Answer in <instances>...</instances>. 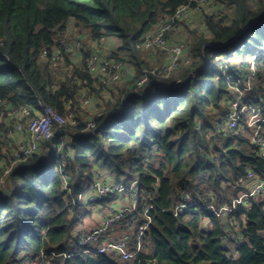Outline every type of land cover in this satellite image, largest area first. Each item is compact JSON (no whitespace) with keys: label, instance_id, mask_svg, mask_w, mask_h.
<instances>
[{"label":"trees","instance_id":"16d2710c","mask_svg":"<svg viewBox=\"0 0 264 264\" xmlns=\"http://www.w3.org/2000/svg\"><path fill=\"white\" fill-rule=\"evenodd\" d=\"M189 1L0 0V98L15 105H36L41 99L77 120L65 141L54 142L69 156L57 161L55 147L54 154L43 148L15 166L11 189L0 191V264L37 258L46 250L69 251L66 243L82 217L79 196L86 184L115 176L132 181L136 171L139 211L149 208L141 219L150 223L136 257L62 255L55 258L58 264H264V201L255 199L251 207L240 201L255 182L243 181L249 171L264 178L263 150L252 138L257 130L264 133V0H208L211 7L223 5L233 14L210 11L207 4L203 26L186 25L191 63L166 76V53L154 60L142 43L162 17ZM71 20L91 40L114 39L111 56L132 66L134 75L122 85L96 90L84 61L71 67L70 53L52 67L42 50L49 47L53 53L51 47ZM154 68L157 74L137 87L143 71ZM250 73L255 82H249ZM86 86L98 91L103 102L101 114L88 119L80 94ZM248 87L253 94L244 97L259 105L262 115L255 126L246 115L243 129L215 126L214 112L223 109L235 89ZM91 119L93 128L87 124ZM65 173L71 176L68 190ZM185 193L202 205L213 198L215 211L200 206L177 213ZM113 200L100 204L109 208ZM222 206L248 239L236 257L223 244Z\"/></svg>","mask_w":264,"mask_h":264},{"label":"built area","instance_id":"2783aa9c","mask_svg":"<svg viewBox=\"0 0 264 264\" xmlns=\"http://www.w3.org/2000/svg\"><path fill=\"white\" fill-rule=\"evenodd\" d=\"M207 4L208 0H190L188 3L182 4L173 14L162 17L156 32L149 35L142 43V47L149 52L150 58L156 57L161 51L166 53L164 61L166 76H171L181 66L188 65L192 61L187 40L176 39L172 33L178 27L193 26L196 13L202 12ZM78 30L80 33L77 34ZM70 32L74 34L72 39L66 37L67 33ZM61 33L57 38L58 44L51 47L53 49L52 54H50L49 47L42 50V56L50 60L52 67L58 68L59 64L62 63L63 53H70L72 58L71 67L84 61L86 71L96 79V88H109L111 85H118L127 76L134 75L135 71L132 66L122 59L111 56V50L114 46H106L107 38L89 39L83 30L75 26L72 20ZM76 34L77 37L75 38ZM208 46L207 44L204 45V47ZM157 70V68L145 69L136 81V86L140 88L145 86L150 76L157 74ZM222 73L226 75V71ZM247 77L248 79H254L255 75L250 73L247 74ZM74 80L79 82L76 76ZM180 81L178 79L177 83ZM85 89L90 90L91 88L86 86ZM236 93V95L239 94ZM86 94L88 93L86 92ZM104 95L107 100L110 98V93L105 91ZM236 95L231 98V107L221 115L223 125L234 131L243 126V117L250 111L253 112V115L248 119L249 125H252L253 122L251 121L256 124L260 120H254L260 110L248 102L247 98ZM94 97L93 94L86 96L82 101V105L91 108L95 102ZM76 124L77 120L73 114H62L41 99L38 100L36 105H15L9 100L0 98V191L11 189V186L8 187L10 185L9 178L14 167L27 161L43 148L49 147L54 154L55 147L57 161L69 156L70 152L65 151L60 145H55L54 142L65 141L70 133L71 126ZM87 124L90 128L95 127L94 120L88 121ZM256 132L253 139L261 145L264 155V133L258 130ZM6 139L9 141H6ZM250 179L258 182L251 191L242 192L240 198V201H243L248 207L252 206L253 200L264 196V178L258 177L254 171H249L247 178L243 181ZM70 180L71 176L65 173L63 175V185L67 190ZM139 180L138 177L132 181H128L126 177L95 179L90 184L88 200H86L85 194L82 193L79 196L80 202L87 205V203L98 204L108 199H114L109 208L100 207L97 210V226L86 231H76L74 229L72 237L66 243L69 251L57 253L46 250L37 258L24 259L14 264H58L55 258L62 255L72 257L105 254L116 261H129L136 257L141 250L143 238L146 236L145 233L149 230L150 224L148 221L144 222L141 219L144 215H148L149 208L144 205L143 211H139L141 205ZM155 194L156 190L153 191L152 196ZM184 195L183 200L177 204L175 209L177 213L195 212L200 206L215 211L213 198L207 197L202 205L200 199H194L192 194L185 193ZM106 210L111 211V213L105 214ZM229 213V208L226 206L221 207L220 214L223 217H228ZM230 218L233 219V217ZM117 225L133 230L134 236H138V241H131L129 235L122 236L115 229Z\"/></svg>","mask_w":264,"mask_h":264},{"label":"rangeland","instance_id":"374dc122","mask_svg":"<svg viewBox=\"0 0 264 264\" xmlns=\"http://www.w3.org/2000/svg\"><path fill=\"white\" fill-rule=\"evenodd\" d=\"M251 1H256V0H251ZM212 6V5H211ZM210 6V4H208V7H206V9H208V8H210V11H214V12H216V13H220L221 11H224V12H226L228 15H232L233 14V10H228L227 8H224L223 7V5H219V6H214V7H211ZM202 12H200V13H196V17H195V22H194V24H196L197 26H203V22H202ZM158 29V25L156 26V28L155 29H153V31H152V34H154L155 32H156V30ZM181 31H179V30H177L176 29V32L174 31L173 33H172V35L173 36H176L175 38L176 39H186L187 40V42H188V39L190 38V36L191 35H189V33H188V29H187V26H183V27H181V29H180ZM78 33H80L79 32V30H78V32H77V34ZM77 34L75 35V38L77 37ZM87 35V34H86ZM74 36V34L73 33H67V35H66V37L67 38H70V39H72V38H74L73 37ZM72 41V40H71ZM116 41L114 40V39H108V40H106V46L108 45V46H116ZM114 48V47H113ZM146 53H148V55H149V52L147 51ZM157 55H159V53L157 54ZM156 55V56H157ZM156 59V58H155ZM154 59V60H155ZM240 58H235V60H239ZM164 63V62H163ZM255 82L256 81V78H254V79H250L249 80V82ZM122 82L124 83V81L122 80ZM122 82H120V85H122L123 83ZM122 83V84H121ZM119 85V84H118ZM114 85H111V87H113ZM249 89H250V87H248L247 88V90H236L235 89V92H234V94H233V96H235L237 93L236 92H238L239 94L238 95H242L243 97L245 96V95H247V93L248 94H250L251 92L249 91ZM86 91H83L82 90V92L80 93L81 94V98H82V101L85 99V97L86 96H91L92 94L95 96L94 97V105H92L91 106V108H87V109H82L83 110V112H84V114H85V117L88 119V118H91V117H93V116H96L97 114L98 115H100L101 114V110L103 109L102 108V105H103V102L101 101V98L100 97H97V96H99V94H98V91H93L92 89H85ZM96 90H100V89H98V88H96ZM86 92L88 93V94H86ZM106 93H109L108 91L106 92ZM251 94H253V92L251 93ZM238 95H236V96H238ZM234 98V97H233ZM260 98V97H259ZM93 104V103H92ZM229 107H231V99L230 100H228V101H225V103H224V105H223V109H221V110H219V111H217V112H214V117L213 118H211V120H213V122H214V124H215V126H217V127H219V128H222L223 130H227V131H229V129H228V127L226 126V125H223V122L221 121V115H222V113H224ZM257 107V106H256ZM258 107H259V105H258ZM257 107V109H259L260 110V107L258 108ZM253 115V112H251V113H246V116H247V118L249 119L251 116ZM261 112H259L258 114H257V116H256V118L254 119V120H256V119H260L261 118ZM92 120V119H91ZM251 122H253L252 123V125L251 126H255V122L254 121H251ZM224 126H225V128H224ZM253 126V127H254ZM92 128V127H91ZM244 128V125L243 126H241L240 128H239V130L240 129H243ZM257 133V132H256ZM252 138H255L254 137V133H253V135H252ZM134 176H139V172L138 171H136L135 173H134ZM112 178H116V176L115 177H112ZM101 179H105V178H101ZM107 179V178H106ZM109 179V178H108ZM86 191L84 192V194H85V198H86V200H88V194H89V189H90V184H86ZM100 207H102V208H104L103 207V205H101L100 203H98V204H93V203H87V205H84V209H82V217L79 219V221H77V224H76V226H75V230L76 231H86V230H92L93 228H95L96 226H97V221H98V209L100 208ZM107 213H111V211H109V210H106L105 211V214H107ZM224 222H225V225H226V227L228 228V229H226V231H228L229 233H230V235H231V239H234V238H232V234H236V236H237V240H235L234 242H236L237 241V244L239 245L244 239H241L242 237H243V232L241 233V231H243V229H242V227L240 226V225H238V227H235V221L232 219V218H228V217H225L224 216ZM209 225V224H208ZM115 229L118 231V232H120V234L122 235V236H127V235H129L130 236V240L131 241H134L135 240V236H134V233H133V230H130L129 228H122V226L121 225H117L116 227H115ZM237 230V231H236ZM238 237H240V239H238ZM234 245H236L235 243H230L229 242V244H228V246L230 247V248H228V250H229V255L230 256H234V257H236L237 256V252H236V250H235V248H234ZM138 246V245H137ZM137 246H135V247H137Z\"/></svg>","mask_w":264,"mask_h":264},{"label":"crops","instance_id":"0c3cea01","mask_svg":"<svg viewBox=\"0 0 264 264\" xmlns=\"http://www.w3.org/2000/svg\"><path fill=\"white\" fill-rule=\"evenodd\" d=\"M196 21V20H195ZM181 29V27H178L177 28V30H179V31H181L180 30ZM175 32H176V30H175ZM176 37V36H175ZM158 59L159 58V55H157L156 57H153L152 59ZM165 58H166V56H164V59H163V62L165 61ZM158 60H161V58H159ZM154 62V61H153ZM164 64V63H163ZM258 181L257 180H255V182L252 184V186L254 187V185L257 183ZM252 187V188H253ZM251 188V189H252ZM251 191V190H250ZM248 192V191H247ZM256 200H258V201H264V196H261V197H258ZM235 227H238V224H237V222H235ZM226 229H228L227 227H226ZM237 231V230H236ZM243 231H241V233H242ZM232 238H234V239H231V235H230V233L228 232V231H226V236L223 238V244L227 247V248H230L229 246H228V244H229V242L230 243H235L236 245H234V248H235V250H236V254H237V256H238V246L239 245H241L243 242H248V239L246 240V238H245V236H244V232H243V237L241 238V239H244L239 245L237 244V241L236 242H234L235 240H237V236H236V234H232ZM238 239H240V237H238Z\"/></svg>","mask_w":264,"mask_h":264}]
</instances>
